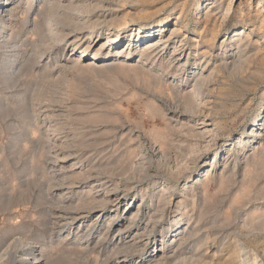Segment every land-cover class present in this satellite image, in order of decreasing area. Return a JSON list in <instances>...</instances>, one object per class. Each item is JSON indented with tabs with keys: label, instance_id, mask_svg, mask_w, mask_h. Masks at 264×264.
I'll return each mask as SVG.
<instances>
[{
	"label": "rangeland",
	"instance_id": "obj_1",
	"mask_svg": "<svg viewBox=\"0 0 264 264\" xmlns=\"http://www.w3.org/2000/svg\"><path fill=\"white\" fill-rule=\"evenodd\" d=\"M212 1L87 0L76 10L54 2L40 21L44 35L46 23L68 18L67 31L75 35L88 29L85 19L105 29L102 21L126 18L119 33L111 30L115 48L97 56L45 47L40 25L31 31L32 22L8 1L11 38L0 33L1 249L19 236L47 247L48 264H110L117 251L119 260L144 264L160 249L182 250L180 260L165 264H264V2L215 0L212 7ZM173 25L181 32L168 43L170 52L183 43L188 56L172 59L169 52L157 64L144 61L134 45L124 46L130 37L145 43L165 38ZM137 28L138 34L131 32ZM22 53L31 54L32 68L19 64ZM115 60L127 66L105 65ZM85 61L93 65L84 67ZM149 64L161 83L145 72ZM203 66L208 90L194 106L186 94L192 77L184 73ZM175 83L184 95L174 96ZM104 191L127 203L128 212L123 215L113 197L103 204L90 197L98 200ZM138 206L122 232L137 246L114 251L118 225L111 217L127 226ZM98 209L105 213L97 218ZM76 216L89 237H76ZM63 221L69 234L59 236ZM144 226L151 228L146 244Z\"/></svg>",
	"mask_w": 264,
	"mask_h": 264
},
{
	"label": "bare ground",
	"instance_id": "obj_2",
	"mask_svg": "<svg viewBox=\"0 0 264 264\" xmlns=\"http://www.w3.org/2000/svg\"><path fill=\"white\" fill-rule=\"evenodd\" d=\"M9 0H0V9H3L4 8V11L2 12V17L0 19V33H4V36L6 37V32H7V29H6V26L8 25L7 23L9 22V16L11 15V13L8 12V14H4V12L8 11L7 9V3H8ZM13 4L18 8L16 9L15 13L18 14V13H22L23 15H25V19H27L28 21L32 22L31 23V31H34L35 29L37 30V27L41 24L40 21L41 19H43L42 17L43 16H47L45 15V13L47 12L46 10H48L52 5L53 3L55 2L57 7H59L60 4H65L64 2H66L67 4L64 5V6H67L69 5L70 7L69 8H73L74 10L78 9L80 6L84 5L85 2H87V0H27L26 1V4H25V7H27V11L26 12H22L20 11L21 9V5H20V2L21 0H13ZM23 1V0H22ZM96 1V0H95ZM102 1V0H101ZM89 2V1H88ZM106 2V1H105ZM261 2H264V0H259L258 1V5L261 4ZM17 3H19V5H17ZM216 1H212V7L215 5ZM220 3V2H218ZM111 4V3H110ZM108 3V5H110ZM241 4V3H239ZM103 5V4H102ZM102 5H100L102 7ZM135 5V4H134ZM90 6H92L90 4ZM98 6V5H97ZM99 6V7H100ZM231 4L228 3L227 4V7L225 8V13L222 15V19L219 21V26H221L222 22H224V17L225 15L230 11L231 9ZM249 6V5H248ZM109 7V6H108ZM82 8V7H81ZM88 8V7H87ZM224 8V7H223ZM238 8V7H237ZM240 8V7H239ZM51 10V9H49ZM48 10V11H49ZM101 10V9H100ZM104 10V9H103ZM110 10V9H109ZM112 10V9H111ZM207 10V9H206ZM211 10V9H210ZM217 10H219V6L217 5L215 8H214V11L217 12ZM257 10V9H256ZM107 11V10H106ZM60 12V11H59ZM79 12V11H78ZM102 12V11H101ZM109 12V11H108ZM129 12V11H128ZM128 12H126V15L128 16ZM143 12V11H142ZM142 12H137V13H142ZM148 12V11H147ZM146 12V13H147ZM210 12V11H209ZM50 14V12H47ZM54 13V12H53ZM87 13V12H86ZM104 13V12H103ZM106 13V12H105ZM104 13V14H105ZM134 13V12H133ZM136 13V12H135ZM136 13V14H137ZM206 13V12H205ZM218 13V12H217ZM135 14V15H136ZM145 14V13H144ZM213 14V13H212ZM54 15V14H53ZM87 15V14H85ZM89 15V14H88ZM106 15V14H105ZM140 15V14H139ZM138 15V16H139ZM216 15V14H215ZM5 16V17H4ZM65 16V15H64ZM83 16V15H82ZM81 16V17H82ZM91 16V15H89ZM99 16V15H98ZM109 16V15H108ZM111 16L113 17V14H110V18ZM125 16V15H124ZM142 16H145V15H142ZM221 16V15H220ZM51 17V16H50ZM97 17V16H96ZM104 17H107V16H104ZM146 17V16H145ZM213 17V16H212ZM256 17V16H255ZM48 18V16H47ZM64 18V17H63ZM142 18V17H140ZM216 18V16H215ZM46 19V18H45ZM67 19V18H66ZM70 19V18H68ZM67 19V20H68ZM78 19V18H77ZM84 19V18H83ZM82 19V21H83ZM103 19V16L102 18H100V20ZM105 19V18H104ZM103 19V20H104ZM112 19V18H111ZM152 19V18H151ZM47 20V19H46ZM50 20V19H49ZM65 20V19H64ZM64 21L65 23H61V24H54L51 26V24L49 23H46L45 27V35L42 33L43 30L41 29V25L39 27V30L41 31V37L43 38V41H46L48 40L49 44H44L45 47H49V48H52V47H59V46H63L65 48H68L70 51H76L75 55L77 56H81L80 54H84V52L86 51H92L93 50V56H97V54H100L101 51H103L104 49H113V47L115 48V44L114 42L117 41V34L116 33H119L118 31L121 29V28H124L126 25H127V21H126V18H123V19H120V20H116V19H113V20H107V21H102L101 23H103L106 28L105 29H102V27H96L97 24L96 22L95 23H92L91 21L89 20H84L82 23L85 25V24H88L87 27H85L87 30L85 31H80V32H76V35L75 33L74 34H71L67 31L68 27L70 26V23L69 21ZM73 20V19H72ZM95 20V19H94ZM99 20V19H98ZM97 20V21H98ZM44 21V20H43ZM78 21V20H76ZM48 22V21H47ZM73 22H75L73 20ZM79 22V21H78ZM100 23V22H99ZM78 23L76 22L74 25H77ZM82 24V25H83ZM179 24V23H178ZM100 25V24H99ZM224 25V24H223ZM54 26V27H53ZM58 26V27H57ZM100 26H103V25H100ZM213 26V25H212ZM263 26V25H262ZM60 28V29H59ZM76 28V27H75ZM82 28V27H80ZM104 28V27H103ZM83 29V28H82ZM114 29V31L116 33H111V30ZM66 30V32H64ZM72 30V29H71ZM79 30V29H78ZM140 30V28H137V29H134L132 30L131 32H136L137 34L139 33L138 31ZM38 31V30H37ZM55 31V32H53ZM35 32V31H34ZM181 32L180 30V26H177V25H173V27L170 28V31L168 32L167 36L164 38L163 36H159L157 39H154V40H151L150 42H143L144 39H139L140 37H137L136 39L134 38H127L125 40V44L124 46L127 45V49H129L130 45H134L135 46V49H140V57L143 58V60H147L149 58H151V61L152 62H155V60H157V64L158 63H161L163 58L165 57L166 54H169L170 52V45L168 43H171V41L176 37L177 34H179ZM37 33V32H35ZM60 33L59 37H54L53 35L54 34H58ZM143 34V33H142ZM201 34V33H200ZM39 35V33H38ZM44 35V36H43ZM2 36V34H1ZM47 36H49L48 38H46ZM51 36V37H50ZM71 36V37H69ZM103 36L104 39H101L100 37ZM127 36V35H126ZM247 37V36H246ZM6 38H11V34H9ZM40 38V36H39ZM58 38V39H56ZM69 38V39H68ZM72 38V39H70ZM119 38V37H118ZM142 38V37H141ZM3 39V38H2ZM41 40V39H40ZM42 41V44L44 43ZM197 41V40H196ZM223 41V40H222ZM173 42V41H172ZM182 42V41H181ZM41 43V42H39ZM47 43V42H46ZM168 44V45H167ZM179 46H177L176 49L172 50V52H170V56L171 58L173 59H178L180 56H182L183 54H185V51L186 52V55L188 56L190 54V49L189 47H187L186 49H184L185 47V44H178ZM15 46V45H14ZM118 46V45H117ZM133 46V47H134ZM13 47V46H12ZM197 48V47H196ZM244 49V48H243ZM46 50V49H45ZM126 51V50H125ZM203 51V50H202ZM118 52H121V50H117L116 53ZM130 52V51H129ZM135 52V50H134ZM202 53V52H201ZM17 54V53H16ZM82 54V55H83ZM198 54V53H197ZM25 55V54H24ZM202 55V54H201ZM22 56H23V53H22ZM19 56L21 57L18 58V62L20 64V61L24 64L27 65V67L30 69L33 67L32 65V62H31V54H28V55H25V56ZM71 56V55H70ZM147 56V57H145ZM205 56V55H204ZM43 57V56H42ZM203 57V56H202ZM72 58V57H71ZM89 58V57H88ZM170 58V57H168ZM92 59V62H94L93 60V57L90 58ZM13 60V59H12ZM69 60V59H68ZM78 60V59H77ZM76 60V61H77ZM142 60V61H143ZM15 61V60H14ZM37 61V60H36ZM65 61V60H64ZM173 61V60H172ZM231 61V60H230ZM66 62V61H65ZM86 62V61H85ZM92 62H86L85 64L83 63L84 67L85 66H88L90 67L91 65H93ZM171 63V59L169 61ZM82 64V63H81ZM140 64V63H139ZM200 64V63H199ZM238 64V63H237ZM105 65H109V66H116V67H120V69L126 65V63H124V61H121V60H115V61H110V62H106ZM129 65V64H128ZM150 65V64H149ZM152 65V64H151ZM149 66L148 68L144 69L145 72H149L151 71L150 67L152 66ZM183 65V64H182ZM127 66V65H126ZM133 66H136L135 64ZM131 65L130 69L133 67ZM182 67V66H181ZM180 67V68H181ZM141 68V67H140ZM123 69V68H122ZM133 69V68H132ZM134 70V69H133ZM143 70V71H144ZM148 70V71H147ZM205 66L203 67H197V68H192L191 70H186V72L184 73V75H187V77H192V81H193V84L190 86V90L187 91V95L189 97H191L192 99V102L194 103V106L197 105L198 103V99H199V96L201 95L202 92L204 91H207V83L209 82L206 78V75L204 73L205 72ZM150 76H152V80L159 84L162 82V75H160L159 73L155 72L153 74H151ZM212 78V77H211ZM180 80V79H179ZM172 84V82H171ZM180 85L179 83H175L174 85H172V89H173V94L174 96H182L184 95L182 93V89L178 88L177 86ZM180 87V86H179ZM171 92V91H170ZM207 94V93H205ZM207 96V95H206ZM209 96V95H208ZM172 97V96H171ZM213 98V97H212ZM158 99V98H157ZM171 99V98H170ZM173 99V98H172ZM179 100H181L179 98ZM164 101V100H163ZM174 101V100H173ZM205 102V101H204ZM213 102V101H212ZM169 103V102H168ZM211 103V102H210ZM170 104V103H169ZM176 104V103H175ZM171 105V104H170ZM169 105V106H170ZM174 105V104H173ZM213 105V104H212ZM169 108V107H168ZM172 108V107H171ZM199 108V107H197ZM215 108V106H214ZM213 108V109H214ZM204 109V108H203ZM209 109V108H208ZM179 112V111H178ZM199 112V111H198ZM175 115V114H173ZM186 123V122H185ZM253 131V130H252ZM256 133V132H255ZM142 152V151H141ZM65 153V152H63ZM157 154V153H156ZM59 162V161H58ZM61 163V162H60ZM82 175V174H81ZM60 179V178H59ZM197 179V178H196ZM199 179V178H198ZM69 183V182H68ZM105 183V182H104ZM197 181L194 182V184H196ZM92 184V183H91ZM108 184V183H107ZM106 184V185H107ZM100 187V186H99ZM110 187V186H109ZM94 188V186H93ZM92 187L88 188V191L89 192H92L93 194L96 193L98 191H94V190H91L93 189ZM102 188V187H101ZM96 190V189H95ZM102 190V189H101ZM110 191V190H109ZM88 192V193H89ZM105 192V191H104ZM103 193V192H102ZM88 195V194H87ZM92 196V197H91ZM90 197L93 199V201H97L98 203L100 204H103V203H107L109 200L111 201V197L112 198V201H116L117 204L119 205L120 209H121V213L123 212V215L126 214L128 212V204L126 203L124 205V203L122 205H120L119 203L120 202V198H118L117 195H114L112 193H108L105 192L104 194H100L98 196V198L100 199H96L97 197H95L94 195H90ZM176 203V202H175ZM113 204V202H112ZM172 204V203H171ZM107 205V204H106ZM104 206V205H103ZM124 206H127V208H124ZM106 207V206H105ZM117 208V207H116ZM138 211H139V206L135 209V211H133V213L129 216L128 220L129 222L127 223V226H121V222H122V218L121 217H115L114 215L111 217V222L112 223H116V225H118L116 228L113 229V231L116 233V236L115 239H114V242L111 243L110 245L113 246V250L118 248L120 245H131V247L133 246H137V242H132L131 244L129 243L130 241L134 240V238L132 240H126V236L123 235L122 232H124V230H126L129 226V224L135 219V217L137 216L138 214ZM105 212H103L102 209H98L97 211H95L94 215L98 218L99 215L102 216V214H104ZM66 214V213H65ZM64 216V215H63ZM81 217L79 216H76L74 217L72 220H76V221H79V222H75V224L77 223V226H76V230H75V227H74V233H76V237L80 239V237H84L85 235L87 237H89L91 234L90 231H87L85 230L84 232L82 231V229H79L81 227V220H79ZM110 221V220H109ZM61 222H58V224H60ZM67 224V223H66ZM65 222L63 221V223H61V225L58 226V235L61 236L63 233L65 234L66 232L68 231H63V229L65 228L64 226L66 225ZM69 224V223H68ZM71 224V223H70ZM69 224V225H70ZM111 225H110V222H107V228H106V232L103 233L100 237V239H103L104 236H107V231L110 229ZM147 227V226H146ZM133 229L132 227L129 228V231L130 232H133ZM144 230L146 229L147 231V234H146V238L144 240L145 244L147 242V239H148V236L149 233H150V230L151 228H143ZM53 230V229H52ZM68 230V229H67ZM135 230V229H134ZM82 231V234H80V232ZM127 231V230H126ZM145 232V231H144ZM111 233V232H110ZM69 234L66 233V235ZM112 234V233H111ZM124 236H122V235ZM139 234V233H138ZM121 235V236H120ZM136 235V234H135ZM145 234H143L144 236ZM114 236V235H113ZM142 235H137V238H141ZM106 239V238H105ZM144 239V238H143ZM182 239V238H181ZM11 240V239H10ZM104 240V239H103ZM184 241V240H183ZM112 242V241H110ZM6 244H4L3 248L1 249L0 247V263L2 264H48V263H51V261L49 262V258L51 257V253H50V250H47L48 248L46 247V249H43V248H39V246L32 242V241H29L27 240L26 238H22V237H15V238H12L11 241L9 242H5ZM83 243V242H82ZM81 243V244H82ZM80 244V245H81ZM145 244H143L145 246ZM76 245L77 247L79 246V244H74ZM86 245V244H85ZM166 245V244H165ZM143 246V247H144ZM162 247V246H161ZM52 248V247H51ZM66 248V247H65ZM76 249V248H75ZM143 249V248H142ZM141 247L138 248V249H134L133 252L135 253H138L140 251H142ZM131 250V248H130ZM60 251V250H59ZM115 251V250H114ZM181 251L182 250H178V249H170V250H161L160 249V252L158 253H154L153 255H151V258L150 260L147 262V263H144V264H165L166 261H175L177 259L180 260V256H181ZM54 252V251H53ZM117 252L114 253V256H113V259L111 257V261H109L110 264H118L119 261L123 264H132L134 263V260H132V258H122L119 260V255L117 254ZM116 254V255H115ZM53 255V254H52ZM182 257V256H181ZM53 258V257H52ZM137 258V257H136ZM135 258V259H136ZM202 258V257H201ZM56 259V258H55ZM53 259V261L55 260ZM183 259V258H182ZM52 260V259H51ZM108 261V260H107ZM55 263V262H54ZM119 263V264H120ZM140 264H143V262H140Z\"/></svg>",
	"mask_w": 264,
	"mask_h": 264
}]
</instances>
